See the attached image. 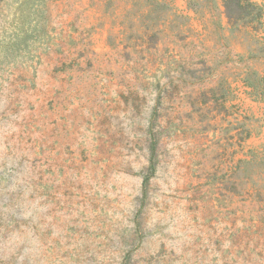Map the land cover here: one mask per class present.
I'll return each instance as SVG.
<instances>
[{
    "label": "rangeland",
    "instance_id": "obj_1",
    "mask_svg": "<svg viewBox=\"0 0 264 264\" xmlns=\"http://www.w3.org/2000/svg\"><path fill=\"white\" fill-rule=\"evenodd\" d=\"M0 264H264V0H0Z\"/></svg>",
    "mask_w": 264,
    "mask_h": 264
},
{
    "label": "trees",
    "instance_id": "obj_2",
    "mask_svg": "<svg viewBox=\"0 0 264 264\" xmlns=\"http://www.w3.org/2000/svg\"><path fill=\"white\" fill-rule=\"evenodd\" d=\"M154 149L155 146L152 145L151 146V153H150V157H149V166L147 168L146 174L143 176V185L147 186L149 183V180L151 178V176L154 174L155 171V167H156V158L154 155Z\"/></svg>",
    "mask_w": 264,
    "mask_h": 264
}]
</instances>
